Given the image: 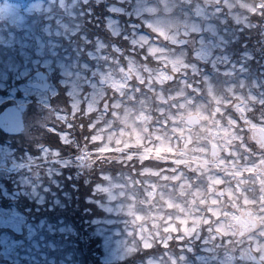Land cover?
<instances>
[{"label": "clouds", "instance_id": "clouds-1", "mask_svg": "<svg viewBox=\"0 0 264 264\" xmlns=\"http://www.w3.org/2000/svg\"><path fill=\"white\" fill-rule=\"evenodd\" d=\"M29 7L45 78L0 183L75 218L55 264H264V0Z\"/></svg>", "mask_w": 264, "mask_h": 264}, {"label": "rangeland", "instance_id": "rangeland-1", "mask_svg": "<svg viewBox=\"0 0 264 264\" xmlns=\"http://www.w3.org/2000/svg\"><path fill=\"white\" fill-rule=\"evenodd\" d=\"M42 3V0H28L23 3L0 2V91L9 89L11 92L25 91L24 79L33 70H45L40 67L44 61L41 45L44 40L40 38L39 32L35 30V22L32 17L34 11L29 4ZM24 6L22 8V6ZM38 38L40 42L37 43ZM18 85H23L19 87ZM4 93V91L2 92ZM10 97L0 94V106L8 102ZM1 142V141H0ZM5 160L0 158V165ZM9 193V192H8ZM5 194L3 183H0V229L13 231L17 237L9 235L6 231H0V256L8 264H55V257L63 252H56L50 258L44 251L43 242H48L50 249H55L59 244L52 241H44L42 227L49 233H58L64 238L71 232V228L61 221L46 224L43 220L35 224L26 222L25 217L16 211L14 195ZM12 202V203H9ZM6 204L12 205L7 207ZM23 236L24 238H20ZM43 241V242H42ZM0 264H5L0 262Z\"/></svg>", "mask_w": 264, "mask_h": 264}, {"label": "trees", "instance_id": "trees-1", "mask_svg": "<svg viewBox=\"0 0 264 264\" xmlns=\"http://www.w3.org/2000/svg\"><path fill=\"white\" fill-rule=\"evenodd\" d=\"M65 188H67V183H65ZM9 207V205H7ZM16 211L22 214L26 222L30 224H35L37 221L43 220L46 224L49 223H57L58 221H61L64 225L69 226L72 229V223L75 222V218L73 216H70L67 212H60V211H48L41 209L40 211H36L32 208L31 205L27 204L26 202H21V204L15 203ZM28 208L29 211L25 212L24 209ZM70 221L72 223H70ZM6 231L9 235L13 237H17V235L11 231L6 229H0ZM60 234L58 233H49L45 228L42 227V237L44 238V241L50 240L54 244H59L58 247H56L54 250L50 249V247L47 245L48 242H43L44 244V251L47 255V258H50L52 254H55L56 252H59V255L61 252H63L64 249L68 246V241L66 237L69 236V234L64 238V236H61V238L57 237ZM20 238H24L23 236H20ZM56 251V252H55ZM0 262H4L5 264H8V262L3 261V259L0 257Z\"/></svg>", "mask_w": 264, "mask_h": 264}, {"label": "water", "instance_id": "water-1", "mask_svg": "<svg viewBox=\"0 0 264 264\" xmlns=\"http://www.w3.org/2000/svg\"><path fill=\"white\" fill-rule=\"evenodd\" d=\"M36 78V82L34 84H39L41 80L45 78V74L41 71H37L33 74ZM33 86V84L31 85ZM24 106H20L16 108L15 106H8L0 112V130L10 129L13 126L19 125V117L21 112L23 111Z\"/></svg>", "mask_w": 264, "mask_h": 264}, {"label": "flooded vegetation", "instance_id": "flooded-vegetation-1", "mask_svg": "<svg viewBox=\"0 0 264 264\" xmlns=\"http://www.w3.org/2000/svg\"><path fill=\"white\" fill-rule=\"evenodd\" d=\"M28 81H29L30 84H32V83L35 82V79L30 77L29 75L26 76L25 77V81H24L25 91H20V93H18V94H16L15 92H9L8 94H9L10 98L8 99L7 103H5V102L2 103V108L6 107V106H9V105L19 106V105L24 104V101L27 98L28 94L32 91V88L27 86ZM1 133L2 134L0 135V139L1 138L4 139V133L3 132H1ZM6 193L7 192L5 191V194ZM1 206H2V204L0 203V207Z\"/></svg>", "mask_w": 264, "mask_h": 264}]
</instances>
